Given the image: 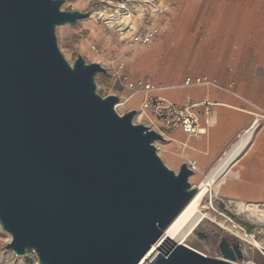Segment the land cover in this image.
<instances>
[{"label":"water","instance_id":"95a60500","mask_svg":"<svg viewBox=\"0 0 264 264\" xmlns=\"http://www.w3.org/2000/svg\"><path fill=\"white\" fill-rule=\"evenodd\" d=\"M65 0H0V227L6 250L38 264H139L198 193L181 165L159 157L164 139L120 116L101 97L99 64L70 65L56 29L90 12ZM222 260L173 240L150 264H235L241 249L218 244Z\"/></svg>","mask_w":264,"mask_h":264},{"label":"rangeland","instance_id":"374dc122","mask_svg":"<svg viewBox=\"0 0 264 264\" xmlns=\"http://www.w3.org/2000/svg\"><path fill=\"white\" fill-rule=\"evenodd\" d=\"M174 1L169 13L155 22L158 32L150 45H142L130 41V36L143 35L148 24L136 21V31H130L132 25L121 17V0H65L61 10L90 12V17L74 26H59L58 48L70 65L81 56L87 64L106 70L95 76L96 92L103 98L118 97L115 107L121 104L116 111L120 116L138 110L144 99V93L130 89L129 83L164 87L184 84L189 76L232 71L238 73L239 93L264 118V0ZM135 117L134 125L154 128L145 115ZM197 209L206 218L185 246L222 260L218 244L224 237L238 241L244 253L233 263L264 264V206L216 197L213 182ZM9 242L0 227V264H38L31 249L24 257L6 250Z\"/></svg>","mask_w":264,"mask_h":264},{"label":"crops","instance_id":"0c3cea01","mask_svg":"<svg viewBox=\"0 0 264 264\" xmlns=\"http://www.w3.org/2000/svg\"><path fill=\"white\" fill-rule=\"evenodd\" d=\"M174 2L160 0L165 7L164 13H169L168 6ZM206 76H189L181 85L155 87L145 84L152 89L139 91L144 93L141 104L151 96L177 106L207 102L209 106L193 108L197 133L186 134L180 127L165 130L163 123L154 120L149 113L137 115H145L154 125L152 130L162 135L164 141L155 147L163 163L176 173L183 164L193 171L189 178L192 186H198L218 169L214 178L216 197L237 204L264 206V118L249 99L239 93L237 72L207 73ZM198 78H205L206 82L186 83L187 79ZM251 129L254 130L251 140L233 159L225 162L242 135Z\"/></svg>","mask_w":264,"mask_h":264},{"label":"built area","instance_id":"2783aa9c","mask_svg":"<svg viewBox=\"0 0 264 264\" xmlns=\"http://www.w3.org/2000/svg\"><path fill=\"white\" fill-rule=\"evenodd\" d=\"M121 4V17L127 25H132V28L130 27V31H136V29L133 28L136 21H144L148 24L147 31L143 35L133 32L130 36V41L142 45H150L151 41L158 32L155 22L159 16L164 13L165 7L160 4V0H121ZM128 8L134 11L130 12ZM205 82V78L186 80L187 84H203ZM128 87L138 91H149L152 89L151 86L142 85L141 83H129ZM199 105L209 106L207 102H202L201 104L188 102L183 106H177L175 104L164 102V100L160 97L151 96L141 104L137 113H149L154 120L163 123L165 130H172L180 127L186 134H195L197 133V124L193 108Z\"/></svg>","mask_w":264,"mask_h":264},{"label":"bare ground","instance_id":"6f19581e","mask_svg":"<svg viewBox=\"0 0 264 264\" xmlns=\"http://www.w3.org/2000/svg\"><path fill=\"white\" fill-rule=\"evenodd\" d=\"M121 106L119 103L115 110ZM141 114H138L135 118L139 119ZM253 136V130L247 131L240 140L236 143L232 151L225 158V162L233 159L251 140ZM224 159V158H223ZM217 165V164H216ZM218 174V169L214 170L210 175L202 181L199 186L198 193L193 197V199L186 205V207L179 213V215L174 219V221L165 229L163 235L158 239V241L151 246L149 251L145 254L139 264H150L151 260L160 253L161 250L165 249L169 243V240H173L178 244L187 245V242L191 239L194 230L202 224L206 218L197 209L199 201L207 193L208 188L214 182L215 176ZM246 206V205H245ZM257 245L256 242H254ZM16 256V255H15ZM247 264H254L249 262Z\"/></svg>","mask_w":264,"mask_h":264},{"label":"flooded vegetation","instance_id":"af4514ba","mask_svg":"<svg viewBox=\"0 0 264 264\" xmlns=\"http://www.w3.org/2000/svg\"><path fill=\"white\" fill-rule=\"evenodd\" d=\"M222 238H224V237H221V238H220V241H221ZM225 239H226L227 244L229 245L230 249H233V247L236 246V247H238L239 249L242 250V248H241V246H240V244H239L238 241H236V240H231V239H228V238H225ZM220 241H219V242H220ZM220 254H221V253H220ZM243 254H244V253H243ZM237 260H240V259H237ZM237 260H236V261H237Z\"/></svg>","mask_w":264,"mask_h":264},{"label":"trees","instance_id":"16d2710c","mask_svg":"<svg viewBox=\"0 0 264 264\" xmlns=\"http://www.w3.org/2000/svg\"><path fill=\"white\" fill-rule=\"evenodd\" d=\"M103 83H108V80L107 79H103Z\"/></svg>","mask_w":264,"mask_h":264}]
</instances>
